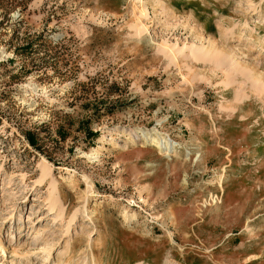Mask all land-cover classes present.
Segmentation results:
<instances>
[{
	"label": "rangeland",
	"instance_id": "374dc122",
	"mask_svg": "<svg viewBox=\"0 0 264 264\" xmlns=\"http://www.w3.org/2000/svg\"><path fill=\"white\" fill-rule=\"evenodd\" d=\"M160 1L139 37L132 0H0L6 264H264V0ZM194 30L248 71L161 49Z\"/></svg>",
	"mask_w": 264,
	"mask_h": 264
},
{
	"label": "bare ground",
	"instance_id": "6f19581e",
	"mask_svg": "<svg viewBox=\"0 0 264 264\" xmlns=\"http://www.w3.org/2000/svg\"><path fill=\"white\" fill-rule=\"evenodd\" d=\"M132 1L134 2V5H133L134 9L137 12V13L135 12L136 20L134 21L133 29L135 30L137 35L140 37V36H142V33L145 32V30H146L145 24L143 23V19H149V16L147 13L148 8H146L147 3L150 4L155 9L157 7H159L160 10H165L166 7L163 6V4L160 0H132ZM156 13H158L157 10H156ZM160 13H162V12H160ZM166 17H168V16H166ZM248 26H249V24L247 22L243 23V28L248 27ZM236 34H237V38L248 37L250 40L253 39V36H251V35H248V36L245 35L244 36L243 31H237ZM192 36H194V39H195L194 43L190 44L189 46L187 44H184V46L182 48L177 49V51H175V52L173 50H171V48H168L166 45H163L161 49L165 53L170 54L169 56H172V58H175L174 54H176V53L182 54V52L188 48L190 53H191L190 55L192 56L193 60H195V62H198V63L204 62V64H205V62L212 61V58H215V60L217 59L216 63H219V64H222L224 61H228V64H230V66L232 68H234L236 70V72L239 71V67L241 68V70L248 71V66L246 67V66L242 65L240 56L234 50L229 49L227 51H224L212 39L203 37L202 33H200L198 30H194V35H192ZM196 40L199 41L198 43H200V44H197ZM254 40L257 42H263V40H261L259 38L258 39L254 38ZM249 72H251V74H252L251 76L255 79L254 71L249 70ZM260 80H258L256 78L255 83H258ZM229 86H230V83L227 82L226 87H229ZM222 98L225 99L224 97H222ZM157 131L156 130H139V131L131 130V131H127V132H125L126 139L124 140V143H122V144L116 143L115 149H117V147H118L121 150L124 148H128V146L130 144L136 145V143H143V145H147L150 148V150H152V151H156V152L158 151L159 153L169 155L170 153H172V149L175 148V146H173L172 143H170L168 140L164 139L161 136V134H159ZM107 136H108L107 134H105L103 136L102 142L105 141ZM57 169H59V167H57ZM51 173H52V166H48L47 164L42 165L41 176H40L39 180L40 181L45 180L46 178L49 177V175ZM51 188L54 191V192H52L53 195H51V200H50L51 210L57 211L58 207H60V204L58 202V196L55 194L58 192V186L54 182V184H52ZM89 189H92L91 185L89 186ZM85 211H87V209ZM59 213L61 214L62 211ZM126 215H127V217L131 216L132 219L136 218V213H134V212L128 213ZM171 217H172L173 221L176 219L175 215L173 216V214L171 215ZM174 223H175V221H174ZM8 234H9V236L12 235L10 233H8ZM105 236H99L98 243L96 244V247H97V249H96L97 253L96 254L101 253V250L103 249L102 243L106 240ZM48 259H49L48 256L46 258H44L45 261H47ZM5 261H6V243L0 237V264H6ZM101 261L99 258L98 259L94 258L92 260L93 264H102ZM57 264H60V263H57ZM84 264H89V263L85 262ZM136 264H157V263H155V262L152 263V262H149L146 260H144V261L141 260ZM165 264H179V263L176 261H174V262L167 261Z\"/></svg>",
	"mask_w": 264,
	"mask_h": 264
}]
</instances>
